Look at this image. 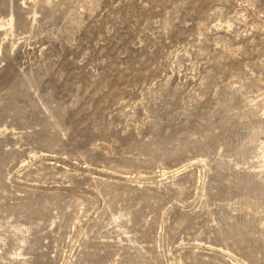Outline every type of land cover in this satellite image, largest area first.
I'll use <instances>...</instances> for the list:
<instances>
[{"label":"rangeland","instance_id":"rangeland-1","mask_svg":"<svg viewBox=\"0 0 264 264\" xmlns=\"http://www.w3.org/2000/svg\"><path fill=\"white\" fill-rule=\"evenodd\" d=\"M0 264H264V0H0Z\"/></svg>","mask_w":264,"mask_h":264},{"label":"bare ground","instance_id":"bare-ground-1","mask_svg":"<svg viewBox=\"0 0 264 264\" xmlns=\"http://www.w3.org/2000/svg\"><path fill=\"white\" fill-rule=\"evenodd\" d=\"M11 20V19H10Z\"/></svg>","mask_w":264,"mask_h":264}]
</instances>
